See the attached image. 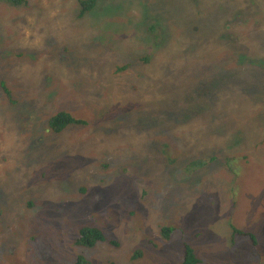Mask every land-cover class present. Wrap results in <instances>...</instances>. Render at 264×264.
I'll list each match as a JSON object with an SVG mask.
<instances>
[{
  "label": "rangeland",
  "instance_id": "rangeland-1",
  "mask_svg": "<svg viewBox=\"0 0 264 264\" xmlns=\"http://www.w3.org/2000/svg\"><path fill=\"white\" fill-rule=\"evenodd\" d=\"M151 1L156 4L163 0H102V6L106 8H116L115 4H120L121 8L117 10L121 13L119 23L115 20V27L104 37V48L97 51L92 48L95 35H82L69 27L77 15L78 0H26V6H8L0 0V38L9 36L3 37L0 44L8 41L6 49L11 50L7 46L12 48L9 43L13 42L19 47L15 51L37 62L36 66L25 67L23 76L10 71L4 73L0 69L1 83H6L14 92L23 85L30 91H43L40 81L47 75L51 90L59 89V94L65 93L59 98L67 101L72 91L71 79L75 75L66 72L64 66L57 68V64L60 62L58 57L62 58L68 52L76 60L74 65L79 64L78 58L89 60L95 56L97 59L92 62V68L83 64L76 74L87 80L86 90L91 91L98 82L103 84L101 89L113 94L103 100L88 95L81 98L93 107L95 103L102 104L99 109L94 108L97 114H104L103 117L96 123L91 119L89 125L73 126L61 135L54 137L53 134L54 140L42 139L46 146L41 145V156L32 158L37 153L25 151L21 135H0V148L5 150L9 163L0 168V264H71L75 260L73 244L78 225L82 222L91 225L94 220H99L107 241L86 250L83 256L92 260L90 264H107L109 261L116 264H146L147 261H151L149 264H181L183 243L194 249L203 260L202 264H264V123L261 133L255 134L251 119H255L252 112L258 106L250 102V99L264 98V40L260 39L264 37V0L260 4L254 0H216L191 20L185 19L191 10L189 3L202 8L204 0H168L162 5L168 6L164 8L167 14L162 15L168 39L154 50L150 44L135 38L133 25L120 24L122 20L123 23L134 22L140 5ZM234 4L235 9H231ZM127 9L132 18L125 17ZM191 13L194 15L195 11ZM64 14L72 16L60 17ZM88 16L94 30L102 24L103 16L95 15V20L91 19L92 15ZM87 17L82 20L84 28L90 24ZM48 22L51 23L49 26ZM193 23L196 24L193 32L198 30L199 35L191 31ZM211 27L236 44L246 40L250 43L245 52L231 51L228 61L221 60L220 71L236 70L237 80H227L226 84L232 83L233 89L237 83L244 90L249 87L247 95L236 93L235 100L243 98L246 101L240 111L233 97H214L207 94L202 85L181 76L182 69L189 72L194 63L219 56L222 47L213 43L219 35ZM180 34L183 35L182 46L177 43ZM82 44L88 48H80ZM185 47H192L195 53L188 57ZM148 53L151 55L148 67L143 66L138 72L137 68H132L125 74L131 87L138 91L129 87L113 91L112 67ZM128 55L132 57L126 58ZM241 56L245 58L244 63L239 60ZM249 61L253 66H248ZM11 63L15 64L16 60L12 59ZM39 64L46 69H41ZM244 66L249 68L245 76L248 82L239 77ZM165 73L171 74L170 81L158 86L159 82L169 80ZM230 73L235 78L233 72ZM35 97L36 94L31 92L30 98L35 101ZM182 97L186 98L187 106L179 105ZM1 98L0 93L2 101ZM24 99L27 96L22 94ZM58 100L55 99L49 116L59 111ZM177 106L179 112L175 114ZM124 107L127 115H121L114 122V114H121ZM210 107L215 121L212 113L209 115ZM67 109L78 120L82 117L79 107L72 108L68 103ZM136 110L146 111L151 118L149 123L154 119L159 124L154 131L138 128L141 132L136 134L137 124H127L131 116L135 121L139 118ZM222 118L226 132L219 136L212 128ZM241 127L245 131L243 141L235 145L233 136ZM258 142L259 151L255 154L251 148ZM16 149L21 152L15 153ZM27 151L31 157L25 155ZM220 151L228 157L241 153L249 162L239 167L237 181L246 183L243 187L246 195L237 208L232 210V205L227 204L211 207L204 201L202 192L193 193L189 189L193 194L187 193L183 185L176 190L169 187L173 185L169 182L173 178L178 179L179 182L174 181L176 184L185 182L188 171L182 167L187 161ZM24 159L29 163L25 164ZM73 159L80 168L71 167ZM103 165L107 167L103 168ZM65 176L69 179L68 187L63 184L66 183ZM206 176L208 185L211 180L213 188L227 189L223 195L234 186L225 173L215 174L211 167ZM247 187L252 193H248ZM79 207L84 209L83 216L77 213ZM128 209L134 211L132 220L125 217ZM231 225L244 236L257 232L261 237V240L258 237L259 251L248 245V238L234 234ZM128 227L134 229L130 236L122 234ZM163 227L174 229L167 240L159 239ZM136 249H142L144 256L142 260L132 261ZM254 251L256 257L252 255Z\"/></svg>",
  "mask_w": 264,
  "mask_h": 264
},
{
  "label": "trees",
  "instance_id": "trees-1",
  "mask_svg": "<svg viewBox=\"0 0 264 264\" xmlns=\"http://www.w3.org/2000/svg\"><path fill=\"white\" fill-rule=\"evenodd\" d=\"M4 3L8 6H26V0H3ZM196 1V0H195ZM255 3L260 4L261 0H254ZM168 2V0H163L155 4L153 1H151L149 4L146 5H140V12L138 17L133 22L132 20L125 21L123 23V20L120 21L121 25H133L134 26V34L135 38H138L145 44H150L152 50L158 48L163 41H166L167 34L165 32V25H164V19L162 18V15L165 13L167 14V10L164 8H168V6H162L164 3ZM216 0H204L203 7L200 8L198 5L189 3V7L191 10L189 13L185 15V19L191 20L195 19L200 12L204 8H210L213 3H215ZM97 4L98 7H97ZM155 4V5H154ZM253 4V3H251ZM79 9L77 11V15H74V21L73 25H70L73 30L79 32V34L82 35H95V39H93V42L95 43L92 48H96L97 51H100V48H104V37L106 36V33L109 31H112L115 27L114 21H119L120 19V13L117 10V8H121L120 4H115L116 8H106L102 5V0H78ZM97 7V8H96ZM227 7V6H225ZM231 9H235V4L233 6H230ZM159 10V11H157ZM195 11V14L193 15L191 11ZM92 15L91 19L95 20V15L103 16V20L101 21L102 24L98 25L97 28L94 30L90 23V17L87 16ZM72 16L69 14L61 15L60 17H68ZM86 20L89 21V25L84 28L82 26V20L86 18ZM125 17L132 18L129 15V10L127 9L125 13ZM228 18V17H225ZM224 19V18H223ZM119 23V22H117ZM51 23L48 22L49 26ZM212 25H215L214 23H211ZM209 24V25H211ZM196 24H192L191 31L193 32V27H195ZM198 27V25H197ZM175 29H177V26H174ZM211 29H214L211 27ZM219 37L217 38V41L213 40V43L217 46L222 47L221 51H219L218 55L214 58H210L209 60H206L205 62L200 61L196 62L191 66V70L188 72V70L182 69L181 76L185 75L186 79H188L190 82H194L196 85H202L204 88V91L207 94H211L214 97H217L218 95L220 97H233L234 100L236 98V93H239L241 95H247L249 91V87L246 86V89L241 88L238 83L236 88L233 89L232 83L226 84L225 82L227 80L236 81L235 76V69L229 70V71H220L221 67V60L228 61L231 57V51H240L245 52L246 49L249 46V42L246 40V42L241 44H236L230 37L220 34L216 29H214ZM118 31V28L115 29V33ZM195 34H200L197 31H194ZM78 34V35H79ZM119 34H121L119 32ZM3 37H9L8 35L2 36L0 40H2ZM182 38L183 35L180 34L177 39V43L182 46ZM261 40H264V37H260ZM8 41L4 44H0V51L3 54V58H0V69L3 70L4 73H7L8 71L22 74L23 76V69L27 66H36V59L28 58L26 55H21L17 50L19 47L14 44L13 42H10L9 44L12 45V48L8 47L6 49ZM80 48H88L85 45H80ZM185 51H188V57L189 55H193L195 53V50L192 47H185ZM192 50V52H191ZM183 51V52H185ZM211 54H205V56H208ZM132 56H127L126 58H130ZM12 59L16 60L15 64H12ZM29 61H28V60ZM59 64H57V68H60L61 66H64L66 68V72L70 74H74L75 77L71 79L72 84V91L70 92V97L67 96V101H63L62 98H59L61 95H66L65 93L59 94V89H55L54 91L51 90L49 83L50 77L49 76H43L41 77L40 85L43 87V91L36 92L35 89L33 91H30L29 89H24L25 86L21 89H18L16 92L13 90L11 91L9 87L6 85V83L0 82V93L3 98L2 101L0 100V135L2 133L11 134L14 133L15 136H22L24 137L22 145L26 150H33L37 154L33 155L32 158L40 155L43 153L41 149V145H44L42 139H47V141L54 140L55 136L61 135L62 133L66 132L67 130H70L73 126H85L90 124V120L97 122V120H100L104 114H97L94 107H102V104L97 105L95 103L94 107L93 105L88 102L84 101L82 102L81 98L86 97L87 95L90 98L97 97L101 100L107 98L110 95L105 90L101 89L102 85L101 83L95 82L94 86L95 88L90 90H86V87L88 86V82L86 79H84L81 76H77L76 72H79V68L81 65L86 64L90 68H92V62L96 60L97 58L92 59H86L82 57L81 59L78 58L77 61L79 64L74 65L76 60L73 58V54H68V52H65L63 57H58ZM244 57H239L240 62L244 63ZM151 63V55L148 54H142L140 57H138L136 60L131 61L127 60V63L123 62L121 64H117L114 67H112V89L115 91L118 88H130L132 91L136 92L138 90H134L131 87V82L126 79V72L131 70L132 68H137V71L141 69V67L146 66L148 67ZM253 63L251 61L248 62V66H253ZM262 64V62H261ZM39 67L43 70H45V67H42L39 64ZM254 68V67H252ZM260 68V67H255ZM262 71L264 69L262 68ZM226 72V73H224ZM233 72V77L231 76V73ZM44 74V71H42ZM223 73V74H221ZM247 73H249V68L247 66H244V69L239 72V77H244V80L246 82L249 81V79H245V76H247ZM128 75V74H127ZM170 75L166 74L169 78L166 82H159L158 86H163L165 83L170 81ZM8 78L14 79L13 76H7ZM85 77V76H84ZM139 79H142L141 76H139ZM156 89V88H155ZM157 90V89H156ZM31 92L36 94L35 101L30 98ZM22 94L24 96H27V99L22 100ZM86 95V96H85ZM119 97L118 95H115ZM59 99L57 102V106L59 105V111L49 116V114L53 111L54 101L55 99ZM21 98V100H20ZM37 99V100H36ZM257 99V98H256ZM256 99H250L251 104L258 106L257 110L252 112V117L254 116L255 119H251V122H253L255 126V134L261 133V125L264 123V98H259V101ZM80 100V101H79ZM41 102V105L38 106V103ZM70 103L72 108H80L82 117L78 120L77 117L73 114V112L69 111L67 109V104ZM100 103V101H98ZM179 105L181 106H187L188 102L186 101L185 97H182L178 101ZM245 99H236L235 104L237 105L238 111L242 109V107H245ZM180 106V107H181ZM113 109V108H112ZM111 109V110H112ZM175 114L179 112V107H175ZM20 111V114L18 113ZM184 111V110H183ZM121 112V110H120ZM127 110H125V107L123 108L121 114H114V122L118 120V118L121 115H127ZM137 115L139 118H137V121H135V117L131 116V119L127 121V124L133 125L134 123L137 124V128L134 129V132L136 134L140 133L141 131L139 129H145L147 131V128H149V131H154L155 126L159 125L155 123V120H151V123H149L150 117L147 116V112L142 110L138 111L136 110ZM212 113L214 121L215 114L212 108L209 109V115ZM211 115V116H212ZM262 117L260 118V116ZM83 116L86 117V119H83ZM223 117V115H222ZM82 119V120H81ZM256 120V121H255ZM212 122V121H211ZM155 123V124H153ZM225 119L222 118L219 119V122H216L212 128V131L214 134H219L221 136L226 132L224 128ZM120 124V123H118ZM117 124V125H118ZM259 124V126H257ZM139 128V129H138ZM15 130V131H13ZM245 131L243 128H239L236 133L234 134L233 138L235 139V145H240L243 141ZM47 134V137H44L43 135ZM54 134V137H51ZM256 136V135H255ZM258 142L251 148V152H255V154L259 151ZM55 144V143H54ZM46 146V145H44ZM43 146V149L47 151V149ZM263 149V148H262ZM49 150V148H48ZM261 150V149H260ZM4 149L0 148V168L5 165H9L7 157L8 155L4 154ZM21 151L15 150V153H19ZM261 154V153H260ZM25 155L30 154L25 152ZM260 156V155H259ZM31 157V156H30ZM25 164L29 163L28 159L23 160ZM191 163V164H190ZM247 163H249L247 160H245V157L239 153L237 156H225L220 153L213 154L209 157H193L192 160H189L186 162V164L183 165L182 169H184L187 174L184 177L185 182H180L179 184H176L174 181H178L176 178L174 180H169L170 183H173V185L168 183L170 185L169 187L171 189H177L178 186H182L184 190H186L187 193L193 194L197 192H202L201 195L204 198V201L210 205L211 207L220 206L221 204H227L232 205V210L237 208L239 201L242 203L244 202V195L245 192L243 190V187L246 185V183H243L242 181H237V178L240 177V171L239 167L241 164L245 166ZM71 167H78L80 168L81 165L73 159V163ZM107 167V165L102 166ZM208 167H211V170L215 171V174L217 172L225 173L228 177V179L231 182V185H234L226 194H222L224 190H227L225 188H213L214 186L211 185V180L209 185L206 183V171ZM64 167H62L63 169ZM205 168V169H204ZM203 170V171H202ZM27 171V170H24ZM64 171H70L69 169H65ZM172 172V174H174ZM5 174H8V171H5ZM1 173H0V180H1ZM65 182L63 183L66 187H68L69 179L67 176L64 177ZM205 178V181H204ZM179 182V181H178ZM247 182V181H246ZM226 185V184H224ZM222 185V186H224ZM189 189L193 192H189ZM248 193H252L250 189L247 187ZM84 190H82L83 192ZM221 194L222 196L219 197L218 195ZM224 200V202H222ZM227 201V203H226ZM148 202V201H144ZM230 202V203H229ZM92 205V204H90ZM93 206V205H92ZM84 209L79 207L77 213H79L81 216L84 215ZM127 216V219L132 220L134 219V211H131L128 209V212L126 213L125 217ZM50 225V224H49ZM53 225V224H51ZM100 223L98 221H92L91 225L85 224L84 222L81 223V226L78 225L77 227V236L75 238L73 246L75 247V260L72 261L71 264H90L92 260L86 259L83 255L86 252V250L94 249L98 243H103L107 241V238L104 236L103 231L100 229ZM231 228L233 229L234 234H237L239 236H244V233L235 229L233 225H231ZM124 230V229H123ZM131 230H134L133 228L127 229V232H124L122 234L129 235ZM161 236H159L160 240H167L170 235L174 232V229L171 227H163L161 230ZM245 238H248L249 241H247L248 245L254 247L258 250L259 242L258 237L261 240V237L257 234V232H253L251 234H248L244 236ZM156 246H154L155 248ZM182 262L181 264H202L203 260L200 259L197 254L195 253L194 249L188 246L186 243L182 244ZM39 247L37 248V250ZM259 251V250H258ZM253 257L257 256V252L252 253ZM144 256V251L142 249H136L132 261L142 260ZM90 261V262H89ZM151 261L145 262L146 264H149ZM96 264V262H94ZM99 263V262H98ZM107 264H116L115 262L109 261Z\"/></svg>",
  "mask_w": 264,
  "mask_h": 264
},
{
  "label": "bare ground",
  "instance_id": "bare-ground-1",
  "mask_svg": "<svg viewBox=\"0 0 264 264\" xmlns=\"http://www.w3.org/2000/svg\"><path fill=\"white\" fill-rule=\"evenodd\" d=\"M223 146V145H222ZM225 148V147H224ZM191 164V163H190ZM205 169V168H204ZM203 171V170H202ZM139 242V241H138ZM101 246V245H100ZM138 246V245H137ZM127 254V253H126ZM125 257V256H124ZM130 258H132V257H130ZM127 260V259H126Z\"/></svg>",
  "mask_w": 264,
  "mask_h": 264
}]
</instances>
